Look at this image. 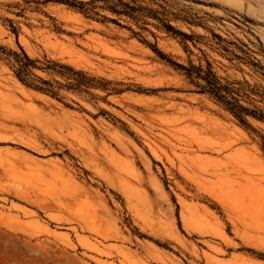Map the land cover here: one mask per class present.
Masks as SVG:
<instances>
[{
	"label": "rangeland",
	"instance_id": "374dc122",
	"mask_svg": "<svg viewBox=\"0 0 264 264\" xmlns=\"http://www.w3.org/2000/svg\"><path fill=\"white\" fill-rule=\"evenodd\" d=\"M76 1L92 11L0 0V48L59 93L21 88L0 50V264H264V122L153 50L264 110V0H121L137 19Z\"/></svg>",
	"mask_w": 264,
	"mask_h": 264
},
{
	"label": "trees",
	"instance_id": "16d2710c",
	"mask_svg": "<svg viewBox=\"0 0 264 264\" xmlns=\"http://www.w3.org/2000/svg\"><path fill=\"white\" fill-rule=\"evenodd\" d=\"M95 1L104 2L106 8H108L114 14L125 15L135 19L139 18L137 16H134V14H136L140 10L126 3H123L121 0H92L91 3H94ZM48 2L65 4L72 8L79 9L82 12L92 11V9H84L87 4L81 1L44 0L43 3ZM165 28L168 32L178 34V31L170 25H165ZM0 50H2V52L6 54L8 58L11 59L12 69L19 82H21L26 87L34 89L36 91L51 95L53 97H59V93L54 84L42 80L36 75H34L33 70L38 68L36 66V63L38 61L31 59L22 49V54H18L13 51L5 53L3 48H0ZM153 50L160 58L166 60L174 67L185 72L187 78L191 81V83H194L198 88V93L207 94L213 99H215L218 103L223 105L225 109L230 114H232L243 126L250 127V124L247 121L248 117H253L259 121L264 122V110L259 109L257 107H255L254 109H250L244 106L242 104L243 100L241 98L245 97V100H253L251 99L250 95L245 93L242 94V91L240 89H231L230 87L223 85L220 79L212 71L210 64L208 65V68L206 70L202 69L201 67H195L193 65L187 68L181 64L171 61L165 54H163L157 48L153 47ZM42 70H52L61 76L67 77L68 80H73V83H68L65 86L67 89L83 91V87L89 88L90 86H93L94 80L88 79L84 73L80 71H75L72 67L68 65L48 61V65L45 68H42ZM196 80L202 81L203 83H198L196 82Z\"/></svg>",
	"mask_w": 264,
	"mask_h": 264
},
{
	"label": "bare ground",
	"instance_id": "6f19581e",
	"mask_svg": "<svg viewBox=\"0 0 264 264\" xmlns=\"http://www.w3.org/2000/svg\"><path fill=\"white\" fill-rule=\"evenodd\" d=\"M14 81L23 89H25V87L17 80V79H14Z\"/></svg>",
	"mask_w": 264,
	"mask_h": 264
}]
</instances>
